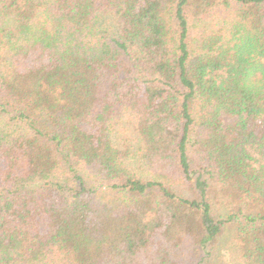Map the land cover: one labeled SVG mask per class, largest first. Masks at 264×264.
<instances>
[{"label": "trees", "instance_id": "trees-1", "mask_svg": "<svg viewBox=\"0 0 264 264\" xmlns=\"http://www.w3.org/2000/svg\"><path fill=\"white\" fill-rule=\"evenodd\" d=\"M220 246L264 264V0H0V264Z\"/></svg>", "mask_w": 264, "mask_h": 264}, {"label": "rangeland", "instance_id": "rangeland-1", "mask_svg": "<svg viewBox=\"0 0 264 264\" xmlns=\"http://www.w3.org/2000/svg\"><path fill=\"white\" fill-rule=\"evenodd\" d=\"M121 135L123 136L124 134H121ZM214 262H215V264H217V263L229 264L228 260H227V256H226L222 246H220L218 251H216V253L214 254Z\"/></svg>", "mask_w": 264, "mask_h": 264}]
</instances>
